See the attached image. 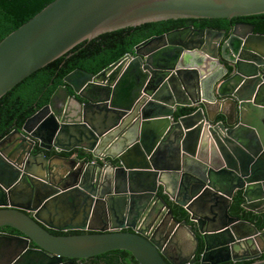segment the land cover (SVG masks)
Segmentation results:
<instances>
[{"label": "water", "instance_id": "water-1", "mask_svg": "<svg viewBox=\"0 0 264 264\" xmlns=\"http://www.w3.org/2000/svg\"><path fill=\"white\" fill-rule=\"evenodd\" d=\"M263 13L264 0H53L0 40V101L129 27ZM62 81L0 136V228L17 232H0V264H80L112 250L186 264L192 243L201 264H264V230L228 212L239 190L244 209L264 213V34L242 21L228 34L175 29ZM73 149L92 159L45 154Z\"/></svg>", "mask_w": 264, "mask_h": 264}, {"label": "trees", "instance_id": "trees-1", "mask_svg": "<svg viewBox=\"0 0 264 264\" xmlns=\"http://www.w3.org/2000/svg\"><path fill=\"white\" fill-rule=\"evenodd\" d=\"M51 1L53 0H0V40L29 20ZM237 21L250 23L254 25L255 32L264 34V13L238 18L167 19L129 27L61 65H47L13 87L1 99L0 136L14 126H21L25 118L47 104L53 91L63 84V77L73 70L80 69L91 74H97L125 54H132L135 45L150 37L187 25H192L195 28H210L227 32L231 25ZM192 110V108H181L177 116L189 113ZM36 151H39V149L37 148ZM75 151L78 157L89 156L90 159L92 158L82 150ZM54 153V151H47L45 154L50 156ZM60 154L70 155L72 151L61 152ZM165 199L167 200L166 197ZM242 203L241 191H236L229 208L230 214L251 222L259 231L264 230V213L256 214L247 211L242 207ZM168 204L178 221L186 220L190 222L188 214L182 208L172 202H168ZM7 228L4 227L2 230L5 231ZM53 233L62 234L59 232ZM93 258L97 261L96 264L102 261L104 264H137L134 257L125 250H112L96 255ZM263 258L264 253L259 259ZM245 262L233 263L228 261L221 264H242ZM194 264L200 263L195 262Z\"/></svg>", "mask_w": 264, "mask_h": 264}, {"label": "flooded vegetation", "instance_id": "flooded-vegetation-1", "mask_svg": "<svg viewBox=\"0 0 264 264\" xmlns=\"http://www.w3.org/2000/svg\"><path fill=\"white\" fill-rule=\"evenodd\" d=\"M237 22H241V21H237ZM236 23V22H235ZM250 24V23H249ZM254 26V25H253ZM187 27H192V25H187V26H185V27H182V28H187ZM192 28H195V27H192ZM179 29H181V28H179ZM230 30V29H229ZM229 30L227 31V32H225V31H223L225 34H228L229 33ZM220 31H222V30H220ZM254 32H255V30H254ZM255 33H257V32H255ZM259 34H261V33H259ZM229 71H230V69H229ZM12 129V128H11ZM75 150H81V149H73L72 150V154H70V155H62V154H60L61 152H64V151H60V152H58V153H54V154H56V155H60V156H66V157H71V156H76V157H78L77 156V153H75L76 151ZM41 150H39V151H35L36 153H39ZM47 151H45V153H46ZM54 154H52V155H54ZM52 155H50V156H52ZM78 158H83V157H78ZM92 159V158H91ZM90 159V160H91ZM236 191H239V190H236ZM236 191L234 192V194L236 193ZM233 194V195H234ZM233 195H232V198H233ZM232 198H231V202H232ZM231 202L229 203V207H228V212H229V208H230V205H231ZM243 203H244V199H243ZM242 203V204H243ZM226 204H225V202H223V204H222V207L223 206H225ZM246 210V209H245ZM247 211H249V210H247ZM250 212H252V211H250ZM254 213V212H253ZM229 214H230V212H229ZM261 214V213H260ZM231 215V214H230ZM231 216H233V217H236V216H234V215H231ZM188 219H189V217H188ZM128 220V219H127ZM226 219H217L216 220V222L217 223H219V222H222V221H225ZM132 221V220H131ZM150 220H148V219H142V220H138V221H136V223H135V226H144L145 224H148L147 222H149ZM189 221H190V219H189ZM130 221H125V224H128ZM154 223V222H153ZM152 223V224H153ZM189 224H192V221H190V222H188ZM2 228H4V227H2ZM2 228H0V232L1 233H3V232H6V233H10V234H15V233H17L15 230L13 231V230H11V228H7V230H2ZM49 231H51L52 233L53 232H59V233H62V234H81V233H86V232H88V231H86V230H69V231H57V230H55V229H52V228H49L48 229ZM123 230H130V228H128V227H125V228H123ZM72 232H77V233H72ZM196 235L198 236V233L196 232ZM31 247H34V245H30ZM191 247H192V253H193V255H195V257H196V260L193 262V263H189V262H187L186 264H194L195 262H199L198 261V258H199V256L201 255V253H202V245L201 244H198L197 246H195V244L194 243H192V245H191ZM94 256H92V257H88V258H83V259H79V260H75V261H77L78 263H80V264H96V260L93 258ZM63 261H67V259L66 258H63ZM228 262V261H227ZM200 263V262H199ZM221 263H225V262H221ZM221 263H218V264H221ZM99 264H104V262L102 261V262H100ZM117 264H120V263H117ZM201 264V263H200Z\"/></svg>", "mask_w": 264, "mask_h": 264}, {"label": "crops", "instance_id": "crops-1", "mask_svg": "<svg viewBox=\"0 0 264 264\" xmlns=\"http://www.w3.org/2000/svg\"><path fill=\"white\" fill-rule=\"evenodd\" d=\"M160 188H161V186H160ZM166 197V196H165ZM167 198V197H166ZM168 199V198H167ZM168 202H172L171 200H169ZM216 211V210H215Z\"/></svg>", "mask_w": 264, "mask_h": 264}]
</instances>
